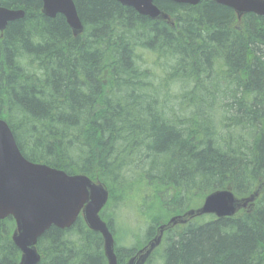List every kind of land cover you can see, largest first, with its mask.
Returning a JSON list of instances; mask_svg holds the SVG:
<instances>
[{
	"label": "trees",
	"instance_id": "trees-1",
	"mask_svg": "<svg viewBox=\"0 0 264 264\" xmlns=\"http://www.w3.org/2000/svg\"><path fill=\"white\" fill-rule=\"evenodd\" d=\"M73 2L77 35L40 0H0L24 12L0 32V118L26 159L104 184L101 216L124 264L196 199L264 184V18L155 0L170 24L116 0ZM262 187L249 211L168 228L146 264H264ZM122 202L143 230L116 223ZM14 228L0 220V264L19 262ZM36 250L37 264H107L81 216L46 229Z\"/></svg>",
	"mask_w": 264,
	"mask_h": 264
},
{
	"label": "water",
	"instance_id": "water-1",
	"mask_svg": "<svg viewBox=\"0 0 264 264\" xmlns=\"http://www.w3.org/2000/svg\"><path fill=\"white\" fill-rule=\"evenodd\" d=\"M40 1L41 11L46 16L54 17L60 13L65 17L73 35L82 32L83 25L73 0ZM117 1L149 18H167V14L153 3L154 0ZM170 1L195 5L200 0ZM213 1L230 7L238 17L251 12L264 18V0ZM22 15V9L0 6V31L7 22ZM107 196V190L101 183L94 182L85 175H70L46 164L27 160L20 153L8 124L0 118V219L11 215L15 220L12 240L21 251L19 264H37L39 256L34 245L38 237L51 225L61 229L68 228L80 212L87 226L101 234L107 264H117L113 236L106 223L99 217V211L105 204ZM237 206L239 202L229 190L211 192L197 210L172 217L167 224L160 226L158 234L139 250L137 256L131 258L128 264L144 263L148 254L159 243L163 228L176 222H183L194 214L214 213L218 217L231 215Z\"/></svg>",
	"mask_w": 264,
	"mask_h": 264
},
{
	"label": "rangeland",
	"instance_id": "rangeland-1",
	"mask_svg": "<svg viewBox=\"0 0 264 264\" xmlns=\"http://www.w3.org/2000/svg\"><path fill=\"white\" fill-rule=\"evenodd\" d=\"M263 181H259V183H261ZM255 195L258 197L259 196V191L255 192ZM200 201L199 200H195L192 204V206L190 207H196L197 204L199 203ZM132 204L129 205H125L123 202L122 204L119 206V218L116 219V223H118L120 226H122L123 222L125 221H128L129 223H131L135 228L136 227H140V230L144 229V225L141 223V222H137L136 220V214L133 210V208L131 207ZM189 207V208H190ZM207 217L203 216L202 219H206ZM200 219V218H198ZM126 227H131L130 225L128 224H125L124 228ZM138 231V232H142V231ZM129 241V240H128ZM128 243V242H126ZM128 263V262H127ZM126 263V264H127ZM125 264V263H124Z\"/></svg>",
	"mask_w": 264,
	"mask_h": 264
}]
</instances>
